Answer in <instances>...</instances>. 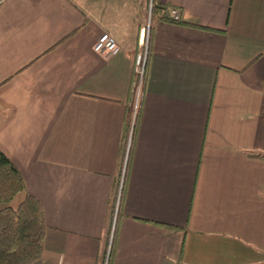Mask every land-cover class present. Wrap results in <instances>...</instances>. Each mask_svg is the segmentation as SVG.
Returning a JSON list of instances; mask_svg holds the SVG:
<instances>
[{
	"label": "crops",
	"instance_id": "1",
	"mask_svg": "<svg viewBox=\"0 0 264 264\" xmlns=\"http://www.w3.org/2000/svg\"><path fill=\"white\" fill-rule=\"evenodd\" d=\"M154 1L181 21L150 20L128 157L151 0H0L9 205L45 222L30 264H106L116 215L109 264H264V0Z\"/></svg>",
	"mask_w": 264,
	"mask_h": 264
},
{
	"label": "trees",
	"instance_id": "2",
	"mask_svg": "<svg viewBox=\"0 0 264 264\" xmlns=\"http://www.w3.org/2000/svg\"><path fill=\"white\" fill-rule=\"evenodd\" d=\"M153 17H157L161 20L176 21L169 16V9L167 7L156 3L154 0H152L151 7V18ZM135 125L136 118L131 131L128 157ZM126 126L127 138L130 130L129 126ZM23 191H25V181L21 172L0 150V203L5 205L0 210V264H30L38 260L43 251L45 222L43 208L39 200L31 194H26L25 198L18 204L17 208L14 209L9 205L14 197ZM117 218L118 215H116L115 219L108 264L112 253Z\"/></svg>",
	"mask_w": 264,
	"mask_h": 264
},
{
	"label": "built area",
	"instance_id": "3",
	"mask_svg": "<svg viewBox=\"0 0 264 264\" xmlns=\"http://www.w3.org/2000/svg\"><path fill=\"white\" fill-rule=\"evenodd\" d=\"M169 16L173 20H176V21L181 19L180 12L175 8H172L169 10ZM149 36H150V24L147 23L145 26L141 28L140 35H139V41H138V52L134 59V73H135V78H136V84L138 86L134 105H135V102L137 101L138 95L140 97L141 87L145 80V68H146V62H147V57H148ZM93 50L95 52L103 54L104 56L109 57V56L116 54L119 50V47L117 45L115 38L110 33L103 32L98 36L96 42L93 44ZM129 120L130 121L134 120V107L131 111ZM133 123H135V121H133ZM133 123L132 121L131 123H129L130 133L127 138V147H129L131 131L134 125ZM107 261L108 260H106V264H107Z\"/></svg>",
	"mask_w": 264,
	"mask_h": 264
},
{
	"label": "rangeland",
	"instance_id": "4",
	"mask_svg": "<svg viewBox=\"0 0 264 264\" xmlns=\"http://www.w3.org/2000/svg\"><path fill=\"white\" fill-rule=\"evenodd\" d=\"M148 6H150V4H149ZM151 7H152V0H151ZM147 16H148V21H147V23L150 24V20H151V9L149 10V7H148V13H147ZM149 18H150V19H149ZM139 102H140V97H139V95H138V97H137V101L135 102V105H134V120H131L132 123H133V121H135V116H136V113H137V109H138V106H139ZM131 121L129 120V123H131ZM133 124H134V123H133Z\"/></svg>",
	"mask_w": 264,
	"mask_h": 264
}]
</instances>
